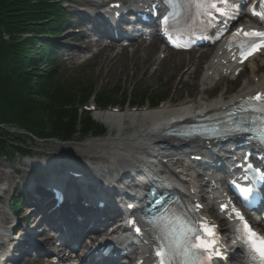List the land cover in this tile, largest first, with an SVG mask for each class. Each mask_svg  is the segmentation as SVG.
<instances>
[{"label": "bare ground", "instance_id": "obj_1", "mask_svg": "<svg viewBox=\"0 0 264 264\" xmlns=\"http://www.w3.org/2000/svg\"><path fill=\"white\" fill-rule=\"evenodd\" d=\"M89 2H91V0H87V3ZM110 2L114 3V2H118V0H111ZM152 43L153 44L151 45V48L155 46L154 45L156 44L155 40H152ZM142 49H143V53L145 54V58H147L150 62L149 51L151 49H147L145 47H143ZM138 52H139V46H136L133 49V53L131 54V56H136ZM210 53L211 52H209L208 54ZM218 61H219L218 59H215L210 64L209 62L206 64V67L208 66V69L206 70V72H204L203 75H201L200 83L207 86L209 83L216 80L217 77L222 78L220 74L222 72L228 71L229 68L231 67V65H228L222 68L220 65L221 60H220V63H218ZM193 67H197V71H198L200 67V61L197 60L196 63L193 65ZM191 73L192 72H188L187 74L190 76ZM257 73H258V68L254 70V75L252 76V78H250L247 83L245 84L243 83L239 91L235 95L229 98H224V95L217 96L214 100L215 102H212V103L206 101L205 98H203L201 103L203 102L204 103L201 104L200 106H184V105H191L190 102H187L183 105L182 104L177 105L176 108H170L168 104H166V106L162 108L159 114L147 113L148 110L144 108L140 111L142 115L137 117L139 118L137 123L133 124V127H132L133 131H131L130 133L128 132L124 133L126 131H120L121 130L120 128L114 129L113 131H110L109 138L104 139L102 142H98V143L90 142L88 145H86L85 146V151H87L86 154L94 157L93 155H91L92 153L90 151L93 152L96 149L97 154L99 155L101 159L103 158V159L111 160L115 165H117L116 168L121 169L123 175L121 176L122 174L121 172H118L117 176L111 175L114 179V181L112 182L120 183L119 179L125 176L124 178H122L123 180L122 179L120 180L124 181L126 185L129 187V189L132 188V192L136 194L134 196L135 198H137L140 194V190L143 187L137 185V181L135 177H133V174L135 172H140L141 177L145 181H147L146 184L155 183L157 185H162L163 183L160 176L152 177L150 175L148 163H150V161L152 162L156 161L158 159V156H160V154L158 155L157 153V149H161L162 147L167 148L170 146V143L168 146L161 142V134L165 130V125L167 124V122H169L174 117L185 118L187 117L188 114L193 115V113H201L205 110H208V108L212 107V105L218 104V102H222L223 101V100L221 101L222 98L225 100L222 102L223 106H230L236 99L247 95L250 91H253L254 89L264 88V74L262 73L259 76ZM180 107H183V108H180ZM174 109H177V111H174ZM136 112H139V111H136ZM100 115L101 114H99V116ZM101 117L104 120H109L110 122L112 121L113 123L111 125L120 126L118 122L113 121L115 119L114 117L107 116L104 114ZM129 117L130 115L127 116L128 119ZM177 145H179V147ZM177 145H174V146H177L178 148H186L188 146V143L181 142ZM169 153H171V151ZM164 154L165 153L161 155H164ZM166 157H169V156L164 155V157L162 158H166ZM30 164H32V166H35V167H44V169L45 168L52 169L58 163L56 162V160L49 159L47 161L46 160L32 161L30 162ZM154 166H158L160 169H163L164 173L170 172L169 168L167 167L161 168L160 162L157 165L154 164ZM100 170L104 171V169H101V168ZM99 174L105 178L109 177L104 172L99 173ZM7 177H8V174L4 170H0V182L6 181ZM207 177L208 176L201 175L200 173L197 172V173H194V176L192 177L191 180H183V183L188 186V190L190 191L191 197L193 199L200 198L204 202L208 201V203L205 204V208L209 209L210 205H212L214 201L220 197L221 193L213 189V187L211 186L212 180L207 181ZM50 178L52 179V184L54 185V187L57 184L60 185L59 183L62 184L60 186L64 187L68 183V181H64V180L68 179L69 175L64 170L55 169L51 171ZM93 178L98 183L100 189H95V188H93V190H91L92 188L84 189L88 191L87 196L91 198V201L94 202L96 199H100V198H106V199L111 200L110 195H107V193L104 190H110L114 186L110 182H107L106 185L104 181L99 182V178L97 175L92 176V177L88 176L87 179L92 180ZM22 179H25V175L23 176ZM45 182L50 183V181H45ZM34 183H40V181L37 179H33L31 181V184H34ZM215 184L217 186L219 185L218 182H215ZM65 188H69L68 185L65 186ZM91 201L88 200L89 203H91ZM36 210H38V208ZM5 211H6V206L0 209V219H3L2 217H4ZM35 214L36 212H32L29 215V219L33 218ZM55 214L57 216L56 225L59 228L58 230L60 231L61 237L63 238V240L68 239L65 247L71 253H76L79 249L82 248V246H78L75 243L79 241L81 242V240L91 239V237H93L92 235L93 232L102 231L104 229H107L108 227H112L111 218L105 217L101 214H96L95 212H93L91 215H88L86 211L83 209L60 210L59 212H56ZM69 224L75 225L77 227L76 234L71 233L70 231L67 232L66 225H69ZM92 224H94V227L89 229V225H92ZM86 240H85V245L89 246L87 245ZM24 242L27 245L28 250L31 249V247H33L41 251L40 247L35 242L30 240L29 235L24 237ZM74 245L78 246L77 250H74L72 248ZM28 250L24 249V251H28ZM61 251L63 250L61 249ZM84 253H86V251ZM146 253L147 252L143 250L142 254H146ZM73 259H74V256H72V254H67L66 252H64L63 261L69 262L70 260H73ZM92 264H98V263H92Z\"/></svg>", "mask_w": 264, "mask_h": 264}, {"label": "trees", "instance_id": "obj_2", "mask_svg": "<svg viewBox=\"0 0 264 264\" xmlns=\"http://www.w3.org/2000/svg\"><path fill=\"white\" fill-rule=\"evenodd\" d=\"M66 16L55 0H0V31L4 29L10 36L9 41L0 37V125L39 135L51 129L54 134L70 137L75 131L79 114L73 105L79 98L89 99L93 86L82 84L80 79L59 77L55 69L43 73L29 70L30 65H35L29 53L39 41L20 37L21 33L57 32L66 24ZM48 46L42 47L43 53L54 49L52 43L48 42ZM53 57L50 55V65ZM86 120L84 132L91 129L90 117ZM15 140L0 128V154L14 147Z\"/></svg>", "mask_w": 264, "mask_h": 264}, {"label": "rangeland", "instance_id": "obj_3", "mask_svg": "<svg viewBox=\"0 0 264 264\" xmlns=\"http://www.w3.org/2000/svg\"><path fill=\"white\" fill-rule=\"evenodd\" d=\"M71 1V0H66ZM73 1V0H72ZM71 8L72 12H75L76 9ZM70 34H65L60 38H69ZM67 40L68 44L73 46L75 42H71V39H64ZM85 48V52H87L90 47L86 44H83ZM109 49V48H108ZM75 50V49H72ZM113 50V49H110ZM142 56L141 49L139 50L137 56H130V52L125 51L123 54H115L114 51H101L99 55H95L93 58L87 60L86 62H81L78 60V57L71 59L69 61H65L64 57L60 56L58 59L61 61L60 63V71L61 73H65V75L73 76L72 79L77 77H81L82 79H89L97 87L109 85L110 88L114 86H121L123 91H141L146 90L147 93L150 94H158L164 89L166 92L172 95V97H176L182 101L187 100H194L199 96V87L197 85V78L189 79L188 81L183 80V85L178 84V81H182V77L178 79V73L183 68L186 67L188 64L189 59L196 58L197 54H192L191 57L189 54H174L170 55L168 59L162 64L160 69L155 70V72L151 73L150 67L153 65L154 60L157 56V49L151 53V64H148L147 60H144ZM38 61H40V66L37 69L41 71H45L46 67L44 65V61L47 57L43 55H35ZM262 61L258 62V65H261ZM150 66V67H149ZM53 67V66H52ZM51 67V68H52ZM50 68V69H51ZM241 82H238L233 85L237 88ZM182 86V87H181ZM108 87V86H107ZM115 90V89H114ZM112 97L116 100L121 97L119 94L116 96V92L112 93ZM129 95L131 93H128ZM133 97V95H132ZM118 101V100H117ZM116 101V102H117ZM181 101V102H182ZM105 138H108V134H105ZM95 140L92 136H89L87 139H79L77 136L74 137L72 142H58L57 140H47L42 141L35 138L24 137L22 143L27 147L33 148L34 154L32 157H19L17 156L13 162H7L4 159H0V170H4L8 173L6 182L7 186L14 185L15 182L21 179L24 172L27 173V167H25V163L28 161H33L41 157L39 152H52V153H63L65 151H74L79 154L85 155L87 151H85L86 144L91 141ZM18 144L21 142L18 141ZM96 151V150H95ZM37 152V154H36ZM36 154V155H35ZM107 166V165H106ZM3 186V181L0 182V187ZM6 186V187H7ZM12 194V189L10 188L7 193L4 194L2 197V201L0 202V209L6 206V212L9 210V199ZM12 199H10L11 202Z\"/></svg>", "mask_w": 264, "mask_h": 264}, {"label": "snow or ice", "instance_id": "obj_4", "mask_svg": "<svg viewBox=\"0 0 264 264\" xmlns=\"http://www.w3.org/2000/svg\"><path fill=\"white\" fill-rule=\"evenodd\" d=\"M210 6L212 8H216L215 3H212ZM221 15H224V13L221 12ZM259 15L261 19L264 20V13H260ZM244 35L253 38L248 46L249 49L251 50L249 51L246 49L241 54L242 59H247L248 56H251L255 51H258L259 48L264 47V33L245 32ZM254 99L256 101H261L262 99H264V97L258 94ZM259 110L264 112V108H261ZM223 207L224 206H222V209ZM239 218L243 219V217H239ZM210 227L212 226H209V228ZM243 227L248 231V235L245 238V243L250 247L252 252L256 253L259 256L261 264H264V238L259 237L255 232H253L247 223H245ZM209 228H204L203 231L207 237H211L212 240H214L215 233L213 231H210ZM193 236H195V240H196L195 243H193L192 241ZM169 251L170 254L172 255H183L188 259H190L191 257L198 256L201 251H203L204 253H208L209 251H211L215 254V258H222V253L217 251L216 245H214L211 242H206V240L198 234V230L188 226H185L184 231L181 234V238L170 244ZM163 255L164 253L162 251L158 250L156 252L157 258H161ZM212 259L213 257L210 256L209 260ZM160 264H164L163 259H160Z\"/></svg>", "mask_w": 264, "mask_h": 264}]
</instances>
